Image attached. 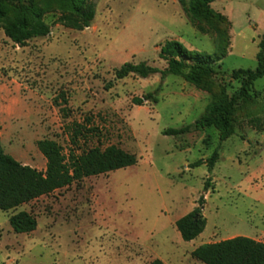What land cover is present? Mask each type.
<instances>
[{
    "label": "rangeland",
    "instance_id": "1",
    "mask_svg": "<svg viewBox=\"0 0 264 264\" xmlns=\"http://www.w3.org/2000/svg\"><path fill=\"white\" fill-rule=\"evenodd\" d=\"M22 1L46 9L50 33L19 46L0 30L4 153L44 172L36 144L48 139L64 154L116 146L137 162L0 211V264H202L191 256L199 246L237 236L264 242V126L250 121L264 120V78L253 83L249 101L239 102L226 140L214 128L164 135L192 125L211 92L174 75L117 80L115 71L140 62L164 69L158 49L167 40L211 56L217 35L210 26L188 22L176 0H97L90 27L74 31L57 23V0ZM211 9L225 17L229 43L210 82L213 92L230 97L240 86L230 73L256 68L264 0H217ZM156 90V103L133 104ZM75 126L82 129L72 146ZM215 150L212 169L191 166ZM201 197L205 228L184 242L175 222ZM22 211L36 220L29 234L9 225Z\"/></svg>",
    "mask_w": 264,
    "mask_h": 264
},
{
    "label": "trees",
    "instance_id": "2",
    "mask_svg": "<svg viewBox=\"0 0 264 264\" xmlns=\"http://www.w3.org/2000/svg\"><path fill=\"white\" fill-rule=\"evenodd\" d=\"M215 1L217 0H176L188 22L204 23L216 32L213 55L192 51L178 41L167 40L160 44L158 49V58L165 63L164 69L140 62L124 63L115 71L117 80L129 76L146 79L156 74L163 80L167 75H174L188 84L206 88L211 92L204 112L192 125L177 130L168 129L163 132L164 135L178 136L188 134L192 130L214 128L218 132L219 140H226L234 134L233 116L239 102L249 101L253 83L264 78L263 34L258 43L256 68L238 69L230 73V78L240 83L238 91L230 97L224 92H213L210 78L220 69V64L217 63L225 57L229 43L227 30L221 27L226 24L225 17L211 9ZM96 2L97 0H57V23L74 31L89 28L96 14ZM14 3L12 6L8 0H0V30L7 39L15 45L23 46L34 38L49 35L50 26L43 20L46 9L38 8L32 3H24L22 0H14ZM157 91L141 98H133L132 102L136 106L145 102L156 103ZM250 121L257 130L264 126V120L259 118L250 117ZM81 129V126L74 127L73 136L70 138L72 146L77 145ZM36 146L46 161L44 172L18 163L4 153L0 144V211L16 209L83 179L131 167L137 162L134 154L116 146L105 149L89 148L80 153L70 149L67 154L52 140H40ZM218 158V152L215 150L209 158L197 161L191 166L205 164L208 169H212ZM203 201L201 197L198 207L175 222L176 230L184 242L194 240L205 228L206 220L201 214ZM9 225L15 234H29L36 229V220L31 214L22 211L9 218ZM191 256L202 264H264V243L237 236L199 246L192 251ZM149 264L164 263L154 260Z\"/></svg>",
    "mask_w": 264,
    "mask_h": 264
},
{
    "label": "crops",
    "instance_id": "3",
    "mask_svg": "<svg viewBox=\"0 0 264 264\" xmlns=\"http://www.w3.org/2000/svg\"><path fill=\"white\" fill-rule=\"evenodd\" d=\"M260 242V241H259ZM262 243H264V242H262Z\"/></svg>",
    "mask_w": 264,
    "mask_h": 264
}]
</instances>
